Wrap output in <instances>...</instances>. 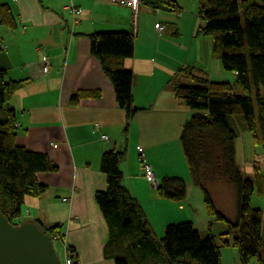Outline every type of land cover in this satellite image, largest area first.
<instances>
[{
    "label": "crops",
    "instance_id": "0c3cea01",
    "mask_svg": "<svg viewBox=\"0 0 264 264\" xmlns=\"http://www.w3.org/2000/svg\"><path fill=\"white\" fill-rule=\"evenodd\" d=\"M174 1L180 8L177 13L141 3L134 16L129 7L111 0H73L80 10L74 23L66 10L70 0H0V8H7L15 23L13 29L0 25V69L6 72V82H24L8 104L16 117V143L47 155L56 167L55 172L37 175L47 190L38 198L26 197L15 222L61 227L57 242L64 258L71 254L76 264H114L104 256L108 227L95 203V194L106 189L100 161L111 150L125 153L120 164L123 185L157 238L170 224L191 222L198 230L190 203L196 187L180 144L191 113L176 100L173 85L188 83L178 75L185 68L210 82L230 84L235 75L213 57L212 40L196 35L201 26L196 1ZM98 32L134 36L133 56L124 62L139 109L130 122L90 53L89 36ZM43 57L50 62L47 74L42 72ZM81 92H99L100 97L72 105L71 97ZM141 156L154 175L152 181L144 177ZM164 177L186 182L184 201L158 196L156 188ZM234 203V211L226 214L230 219L237 215L235 198ZM203 231L199 232H207ZM223 250L221 264L224 258L240 264L237 251Z\"/></svg>",
    "mask_w": 264,
    "mask_h": 264
},
{
    "label": "trees",
    "instance_id": "16d2710c",
    "mask_svg": "<svg viewBox=\"0 0 264 264\" xmlns=\"http://www.w3.org/2000/svg\"><path fill=\"white\" fill-rule=\"evenodd\" d=\"M141 3L172 13L180 9L174 0ZM197 8L201 26L196 35L212 40L213 57L225 72L235 75V84L242 90L238 95L231 84L210 82L188 68L179 70L178 75L193 85H173L176 100L191 113L180 135L190 180L201 190L212 221L206 233H200L191 222H182L168 225L157 238L140 205L123 185L120 164L125 153L108 151L100 161L106 189L95 194V203L108 227L104 256L114 264H221L222 249L236 250L240 264H264V208L252 207L255 194L264 197V171L255 167L252 174L243 176L235 146L236 125L264 146V0H197ZM0 15V25L13 29L9 10L1 7ZM89 39L90 53L112 84L116 103L130 122L139 109L133 103L132 74L124 69V62L133 56L134 36L129 32H98ZM5 78L6 72L0 69V213L18 226L22 222L15 220L21 216L25 198H38L47 190L37 175L55 172L56 167L47 155L17 145L16 117L8 104L24 82H6ZM99 97V92H81L72 96L70 103ZM127 129L128 125L125 133ZM214 184H227L235 191V219L217 207L210 192ZM156 192L162 199L182 202L186 182L164 177ZM214 222L222 223L226 230L212 234ZM31 223L53 243L60 239L61 227Z\"/></svg>",
    "mask_w": 264,
    "mask_h": 264
},
{
    "label": "rangeland",
    "instance_id": "374dc122",
    "mask_svg": "<svg viewBox=\"0 0 264 264\" xmlns=\"http://www.w3.org/2000/svg\"><path fill=\"white\" fill-rule=\"evenodd\" d=\"M194 1H196V4H197V0H194ZM197 9L198 8L196 5V10ZM185 81L187 82V80ZM230 82H231L230 84L234 87V92L238 95H241L242 90L238 86H236L235 78L232 77ZM219 83H226V82L220 81ZM183 84L185 86L193 85L191 82L183 83ZM236 130L238 134V138L235 141L236 161L240 167L242 175L249 176L250 174H252L253 168L255 167L259 168L261 171H264V146L263 144L262 143L257 144L252 138V136L246 131H243L240 126L236 125ZM258 135L261 141V138H260L261 136L260 134ZM213 186H214V191L212 192L213 193L212 196H215V198H217L218 203L214 199L217 207L224 214H231V212L234 211V208H235V203H234L235 191L231 188V186L227 184H223V188H222V184L221 185L214 184ZM191 195H192V198L190 200V203L194 208L193 212H196L195 215H196L197 221L199 222V223H196V226H197L196 228L199 231L200 230H204L203 232H205V230L208 231V225H209V222L211 221V218L207 214V211L205 209L204 202H203V194L201 190H199L198 188H194L193 194ZM252 207L263 209L264 208V197L255 194L254 197L252 198ZM222 228L224 231L226 230L224 229V225L222 223L214 222L213 227L211 229L212 234L214 235L219 234L220 232H222ZM164 229L162 230V233L160 232L161 235L159 238L163 236ZM216 243L218 245L220 244V241L218 240V238H216ZM53 245H54V250L58 258L59 264H65L66 258H64L61 244L56 241L53 243ZM223 251H224L223 253H227L226 249H224ZM228 251L236 252V250H233V249H230ZM224 264H235V263L232 261V259L228 260L224 258Z\"/></svg>",
    "mask_w": 264,
    "mask_h": 264
},
{
    "label": "water",
    "instance_id": "95a60500",
    "mask_svg": "<svg viewBox=\"0 0 264 264\" xmlns=\"http://www.w3.org/2000/svg\"><path fill=\"white\" fill-rule=\"evenodd\" d=\"M0 264H59L53 240L38 225L13 226L0 213Z\"/></svg>",
    "mask_w": 264,
    "mask_h": 264
},
{
    "label": "built area",
    "instance_id": "2783aa9c",
    "mask_svg": "<svg viewBox=\"0 0 264 264\" xmlns=\"http://www.w3.org/2000/svg\"><path fill=\"white\" fill-rule=\"evenodd\" d=\"M111 1L117 5H124V6L129 7V9L131 10L134 16H136L138 13V9L140 6V0H111ZM66 10L71 13L74 23L77 22V19L79 18V15H80V10L74 5L73 0H70V3L68 7H66ZM161 30H162V27L159 28V31ZM41 62L43 66L42 72L44 74H47L50 68V62L48 58L43 57ZM103 138L107 139L106 137H103ZM140 159L142 163V170L144 172V177H146L148 181H152L154 179V175L149 165L146 163L143 156H141ZM65 264H74L73 259L70 256L66 257Z\"/></svg>",
    "mask_w": 264,
    "mask_h": 264
}]
</instances>
